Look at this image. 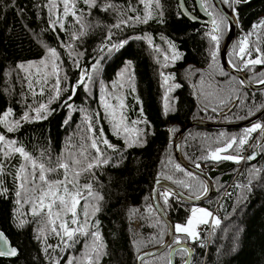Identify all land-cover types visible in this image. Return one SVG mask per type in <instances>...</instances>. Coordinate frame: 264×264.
<instances>
[{"label":"trees","instance_id":"16d2710c","mask_svg":"<svg viewBox=\"0 0 264 264\" xmlns=\"http://www.w3.org/2000/svg\"><path fill=\"white\" fill-rule=\"evenodd\" d=\"M201 1L212 16L225 21L221 25L215 61L210 55L214 50L213 42L206 35L211 28L206 23L192 22L183 16L178 0H160L158 9L153 3L154 16L147 23L135 20L136 16L144 15L139 0H96L94 8H89L83 0H76L77 15L82 16L81 23H77L71 15L62 16L60 0H56V13L49 10L50 0H0V116L11 109L10 118L19 121V127L12 132L0 125V134L50 167L58 159L67 158L69 152H77L82 144H90L88 123L85 121L87 115L97 136L102 128L104 138L115 146L113 151L101 144L109 163L94 169L95 176L86 173L80 180L81 184L91 182L93 191L103 197L98 202L100 211L89 221V232L98 231L106 246L103 250L106 254L101 256L100 264H137V254L164 243L167 225L154 210L150 199L157 179L166 180L190 197H200L204 193L202 178L184 169L176 160L169 130L174 136L194 120H244L264 106V88L250 90L237 76L224 70L219 52L226 36L227 19L212 0ZM184 2L191 13L203 18L194 0ZM220 2L226 9L235 12L239 25L227 60L235 65L233 68L243 72L249 82L258 83L264 79V64L244 68V62L235 58L234 49H238L241 38L253 32L254 25L264 21V0H244L239 4ZM106 4L116 7L104 11ZM57 16L60 17L58 21ZM122 20L126 23H121L119 28L113 27ZM53 21L57 22L53 24ZM60 23H63V29ZM81 30L85 34L73 40V33L78 34ZM145 37L151 39V45ZM169 42L180 56L174 62ZM67 45L72 46V56ZM249 45L251 59L260 54L255 48L264 52V28L256 29L249 37ZM50 48L56 49L59 54L57 63L60 66L61 88L67 90H62L59 99L49 105L51 114L47 119L25 122L22 119L25 112L34 116L32 109L42 103L47 104L54 95L51 91L54 77L49 78L44 95H33L26 78L29 73L32 74L29 78L39 93V86L35 85L36 68H40L41 73L44 71L41 60L50 65ZM157 48L159 51H156ZM165 55L169 57L168 61H165ZM165 63L167 67H163ZM21 64L25 67L33 64L35 67L26 73L19 67ZM129 64L134 77L131 85L125 83L123 89L117 88L114 92L113 85L120 82V74ZM161 72L174 77L169 86L180 85L167 92L169 111L166 115V86L163 85ZM82 73L85 74L87 89L80 85L73 92V86ZM87 75L91 76L90 81ZM133 86L135 91H132ZM109 94L123 95L130 128L133 127V120H147V124L135 126L144 130L140 137L142 146L129 147L122 136L113 135L112 123L105 115L101 102V98ZM137 98L140 103H137ZM110 102L117 103L111 98ZM141 107L143 116L140 114ZM263 122L264 116L256 123L264 126ZM248 128L250 126L221 130L194 127L182 138L181 156L187 163L196 167L199 165L207 173L212 193L198 204H190L171 195L173 207L170 208L162 203L159 194L160 202L174 224H185L190 213L188 209L194 205H202L208 210L217 207L215 218L220 221L219 226L213 223L208 244H203L206 238L203 230H197L199 239L195 242L184 238L183 234L175 236L174 240L181 237L193 249L189 264H264V133L260 131L257 135L256 131L247 144L240 147L237 143L229 152L221 153L246 155L247 158L253 150H257V157L252 161L241 159L236 163L207 159L212 151L225 146L232 138L238 141ZM130 135L135 139V134ZM88 150L95 155L94 150ZM23 163L18 154L5 160V174L0 177V193L7 189L6 193L0 194V231L18 249L14 258L0 257V264H67L68 260L81 258L90 250L91 236H79V242L67 248L50 231L45 230L46 243L37 238L41 229L45 228L46 218L43 213L32 215L29 197L38 195V192L16 196L19 182L14 176ZM61 176L62 170L49 178L55 180ZM31 187L28 185V188ZM226 189L228 197L224 196ZM18 200L20 203H17ZM92 203L96 201L92 200ZM78 212H82V207ZM21 221L24 222L22 227L19 226ZM201 225L206 227V224ZM174 240L163 252L144 259L142 264H168L169 249L175 244ZM47 245L53 247L45 253ZM186 255L176 251L174 264H183Z\"/></svg>","mask_w":264,"mask_h":264},{"label":"snow or ice","instance_id":"6c2138e0","mask_svg":"<svg viewBox=\"0 0 264 264\" xmlns=\"http://www.w3.org/2000/svg\"><path fill=\"white\" fill-rule=\"evenodd\" d=\"M83 2L89 7L94 8L97 6L96 0H83ZM244 0H224V3L232 4V3H242ZM62 4V16L68 17L71 15L75 18L77 23H81L82 16L77 15L76 11V0H60ZM153 3H155V7L160 8V0H139V4L143 5L144 15L143 17L136 16L135 20L140 23H147L154 16L153 12ZM115 5L106 4L103 7L104 11H107L110 8H115ZM49 10L52 13H56L58 11V6L56 0H50ZM130 11H135L134 8H129ZM235 10V9H234ZM162 16V13H161ZM209 16H212V13L209 12ZM60 19L57 16V21ZM129 19H132L131 17ZM57 21H53L55 24ZM121 23H126L125 21H121L113 25V27L119 28ZM211 30L206 34L208 38L213 42L214 50L210 53L213 61L217 58V50L219 47V39L221 32V25L225 24L223 18L219 20L212 16L211 19ZM60 28L63 29V23H60ZM258 28H264V21H261L258 25L253 26V32L248 33L240 42L238 49H234V55L237 56L241 61H243V67L247 68L249 65H260L264 64V52H260V49H255L256 52L260 53L257 58L251 59L252 50L249 45V37L253 35ZM81 29H83V25H81ZM85 32L81 30L78 34L73 33L72 39H79L80 36H83ZM140 39V37H137ZM148 40L149 45L152 44L150 38L145 37ZM122 46V45H121ZM169 46L173 51V55L171 57L174 62L176 59H179V54L175 51V46L169 42ZM69 49V55L72 56L73 53L71 51L72 46H66ZM156 51H159L157 48ZM82 55V53L80 54ZM48 56L51 58V63L49 65L45 60H41L40 64L43 65L44 71L41 73L40 68H36V78L35 85L39 86V93L36 92L33 87V80L31 77V73H29L28 78V88L32 90L33 95L39 94L44 95L45 87L49 83V78L54 77L55 81L52 85L51 91L54 95L48 100L47 104H40L39 107L32 109L35 113L34 116L30 115L29 112H25L22 119L25 122H30L32 120H43L47 119L48 115L51 114V110L49 109V105L55 99H59L62 90L61 88V78H60V66L57 63L60 57L57 53L56 49H48ZM165 61L169 60V57L165 55ZM167 63L163 65V67H167ZM235 66V65H233ZM26 73L29 69L35 67L33 64H29L27 67L21 64L19 66ZM50 67V71H48ZM131 65L121 72L118 84L113 85V90L117 88L123 89L125 87V83L131 85L134 77L130 73ZM95 70V68H94ZM264 75V74H262ZM127 77V80L125 78ZM161 77L163 78V85L166 86V94H165V115L169 111V106L167 103L168 97L167 92H170L172 88L179 87L180 85H171L169 86V81L174 79L171 75H166L161 72ZM66 79V77H65ZM87 79L90 81L91 76L87 75ZM261 84H264V79L259 81ZM80 85H84L85 89H87V84H85V74L82 73L80 80L77 82L75 86H73V92ZM132 91H135L134 86L132 87ZM117 101L116 104H112L110 102V98ZM71 99V97H69ZM102 106L105 110V115L110 118V122L112 123V131L113 135L117 137H123L124 142L129 146H142L140 137L143 135V129H139L135 126L143 123L147 124V120H133L131 124L133 127H129L128 118L125 114L127 105L125 104L124 97L122 94L114 95L109 94L105 97L101 98ZM137 103H140L137 98ZM71 108V105H69ZM140 114L143 116V108L140 109ZM12 116V110L9 109L2 116H0V125H3L8 132H12L19 127V121H10L9 117ZM85 121L88 123L87 131L90 134L88 136V140H90V144L87 146L81 145L77 152H69L67 158L58 159L53 166H46L44 163L38 162L34 159L28 152L25 151L23 147L16 146V142L12 140H8L5 135L0 134V177L5 174V160L11 159L14 155L18 154L23 158L25 163L21 164L15 173V180L19 182V190L16 192L17 197H21L22 193L32 192L39 193L38 195H33L29 197L32 208L31 212L34 216H39L43 213L45 219V228H42L40 231V236L38 239H43L46 243L47 235L45 234V230L50 231V233L57 236L61 244L64 247H72L75 243H78L79 236H91L92 243L88 245L89 251L85 252L83 256L79 259L68 260L67 264H100V259L102 255L106 253L103 251L106 247L103 244L102 237L98 231L89 232V221L92 216H95L97 212L100 211L99 208V200H102L103 197L93 191V185L91 182L81 184V177L86 173L95 176V172L93 171L96 168H99L102 165H106L109 163V159L106 158L105 153L100 146L101 144L106 146L108 149H112L115 151V146L109 142L107 138H104L103 129H99V136H97L96 130L94 129L91 118L87 115L85 116ZM67 123V121H65ZM260 130L264 133V126L259 123L254 124L250 128L245 130L243 137L232 138L225 146L220 147L212 151L207 159L220 161V160H230L236 163H239L241 159H254L255 157H242L238 155H221V153H227L230 149H233L234 145L239 144L240 147L248 143L251 134ZM130 134H135V139H132ZM92 149L95 152V155H92L88 149ZM239 151V148L236 149ZM199 167V165H197ZM62 170V176L59 179L52 180L50 179V175L54 173H58ZM182 170V169H181ZM257 172L259 170H256ZM182 183V182H181ZM28 185H32L31 188H28ZM206 191V189H204ZM7 192V189L3 190L4 194ZM169 193H164V201L168 202ZM91 198V200L89 199ZM199 199V196H197ZM92 200L96 201V203H92ZM83 202V205H82ZM20 203V200L17 201ZM82 207V212H78V209ZM89 208H91V213L89 212ZM81 216H83V220H81ZM212 217V213L203 209V208H192L191 209V217L187 220L186 224H176L175 225V233L183 234L184 238H190L194 242L199 239V233L196 231L197 225L208 223V218ZM215 226H219L220 221L217 218H212ZM23 221L20 222V227L23 226ZM72 225L73 227H70ZM98 226V225H97ZM174 243L177 245H182L184 243V239L181 237H177L174 240ZM8 241L4 236L3 232H0V257H16L18 255L17 249L14 247H9ZM53 247L52 245H47L44 248L45 253L48 252V249ZM180 253L191 255L189 249L186 247H180L177 249ZM58 264V262H57ZM168 264H171V260H169ZM189 264V262H186Z\"/></svg>","mask_w":264,"mask_h":264},{"label":"water","instance_id":"95a60500","mask_svg":"<svg viewBox=\"0 0 264 264\" xmlns=\"http://www.w3.org/2000/svg\"><path fill=\"white\" fill-rule=\"evenodd\" d=\"M194 1H195L196 8H197L198 12L201 14V16L203 18H199L196 15H194L193 13H191L187 9L184 0H178V5H179V9L181 11V14L192 22H203V23L208 24L209 27H211L212 26V24H211L212 16H209V12L205 10L201 0H194ZM212 2L214 4V6L225 16V18L227 19V22H228V27H229L225 42L222 44V47H221L220 52H219L220 62L222 64L224 70H226L227 72H230V73L234 74L235 76H237L239 78V80L241 81V83L246 88H248L250 90L263 89L264 84H261L260 82H258V83L249 82L243 72L238 71L229 65L228 60H227V53H228V50H229V48L233 42V39L235 37L237 25L235 24L234 16L231 13V11L226 9L223 6V4L220 2V0H212ZM230 108H232V106ZM263 116H264V106L256 114H254L250 118H247L244 120L231 121V122L194 120V121L186 124L185 126H183L174 136L170 133V130H169V138L173 140V153H174L176 160L179 162V164L184 169H186L187 171H189V172L199 176L200 178H202V180L205 183L206 193L203 196H200L199 199H197V197H190L188 195H185L179 189L175 188L172 184H170L166 180L157 179L154 182L153 188L151 190L150 199H151L154 210L158 213V215L161 217V219L167 225V237H166L164 243H162L161 245L156 246V247H152V248H147V249L141 251L139 254H137V256H136L137 264H142V261L144 259L158 255L159 253L164 251L166 248H168L173 243V240H174V224H173L171 218L169 217V215L164 210V208L160 202L159 193H158L159 189H161V188L165 189L171 195L177 196L178 198H180V199H182V200H184L190 204L201 203L204 200H206L212 193L213 187H212V183H211L210 178L207 175V173H205L201 168L187 163L183 159V157L181 156L180 144H181V141H182V138L184 137V135L190 129H192L194 127L208 128V129H214V130L237 129V128H241V127H247V126H251V125L255 124ZM257 154H258L257 150H253L250 153L249 157L252 156V157L256 158ZM254 159H248V160L252 161ZM0 232H2V231H0ZM4 236L8 241L7 246L16 248L15 246H13L11 244L9 238L5 234H4ZM180 247H186L187 249H189V251L191 253L190 256L188 254L186 255V258H185V261L183 264H186V262H190L191 256L193 254V249L188 244L183 243L182 245L174 244L170 247V249H169V260H171V264H174V255H175L177 249ZM17 252H18V249H17ZM5 258H14V257H5Z\"/></svg>","mask_w":264,"mask_h":264},{"label":"built area","instance_id":"2783aa9c","mask_svg":"<svg viewBox=\"0 0 264 264\" xmlns=\"http://www.w3.org/2000/svg\"><path fill=\"white\" fill-rule=\"evenodd\" d=\"M247 152H248V150H247ZM245 157H246V155H245ZM230 186L232 187L233 184H230ZM159 190H161V194L160 195H162L163 197H164V193L168 192V191H166L165 189H162V188L159 189ZM224 196H227V197L229 196V191L227 189L224 192ZM163 203L165 205H168L170 208L173 207V200L170 198V193H169V196H168V202L165 203V201L163 200ZM210 212L212 213V217L209 218L208 223H206V227L202 226L201 224L197 226V230L198 231L203 230L206 233V238H205L203 244H208V242H209V238H210V235H211V228H212V225H213V219L212 218L216 217V215L218 214L217 207H215L212 210H210Z\"/></svg>","mask_w":264,"mask_h":264},{"label":"rangeland","instance_id":"374dc122","mask_svg":"<svg viewBox=\"0 0 264 264\" xmlns=\"http://www.w3.org/2000/svg\"><path fill=\"white\" fill-rule=\"evenodd\" d=\"M234 12V11H233ZM235 16H236V14H235ZM228 30H229V27L227 26V30H226V35H227V33H228ZM225 39H226V36H225ZM243 38H241V40H242ZM240 40V41H241ZM225 42V40L223 41V43ZM233 43V42H232ZM232 45V44H231ZM231 47V46H230ZM255 49H257V48H255ZM229 51V50H228ZM235 58L236 59H239L237 56H235ZM228 63H229V65L231 66V67H233L231 64H230V62L228 61ZM230 84H233L232 82L230 83ZM9 120L10 121H13V119L12 118H10L9 117ZM263 124H264V122H263ZM254 125V124H253ZM253 125H251V126H253ZM262 125V124H261ZM250 126V127H251ZM260 132V130H257V135H258V133ZM8 139V138H7ZM8 140H10V139H8ZM250 146H248L247 147V149L249 148ZM247 151V150H246ZM202 167L205 169V166L204 165H202ZM206 193V191H204V193L201 195V196H203L204 194ZM39 194V193H38ZM159 194H161V190H159ZM161 196V200H162V203H163V200H164V197L162 196V195H160ZM170 197H171V194H170ZM172 199V198H171ZM164 204V203H163ZM165 205V204H164ZM165 206H168V205H165ZM169 207V206H168ZM192 208H203V209H205V210H207V211H209L210 212V210H208L206 207H204V206H202V205H194V206H192ZM191 208V209H192ZM191 209L189 208L188 209V212H190L189 213V216H188V218H187V220L191 217ZM215 218V217H214ZM187 220H186V222H187ZM208 220H209V218H208ZM186 222H185V224H186ZM174 224V223H173ZM175 225L176 224H174V229H175ZM181 225H184V224H181ZM200 225V224H199ZM198 226V225H197ZM196 231H197V228H196ZM177 235H179V233H175V230H174V238H175V236H177ZM185 242V241H184ZM163 252V251H162Z\"/></svg>","mask_w":264,"mask_h":264},{"label":"flooded vegetation","instance_id":"af4514ba","mask_svg":"<svg viewBox=\"0 0 264 264\" xmlns=\"http://www.w3.org/2000/svg\"><path fill=\"white\" fill-rule=\"evenodd\" d=\"M232 14H233V16H234V20L236 21V25H237V29H238V21H237V17L235 16V12H231ZM209 26V25H208ZM227 26H228V22H227ZM212 27V26H211ZM211 27H209V28H211ZM237 31V30H236Z\"/></svg>","mask_w":264,"mask_h":264},{"label":"bare ground","instance_id":"6f19581e","mask_svg":"<svg viewBox=\"0 0 264 264\" xmlns=\"http://www.w3.org/2000/svg\"><path fill=\"white\" fill-rule=\"evenodd\" d=\"M235 23H236V21H235Z\"/></svg>","mask_w":264,"mask_h":264}]
</instances>
